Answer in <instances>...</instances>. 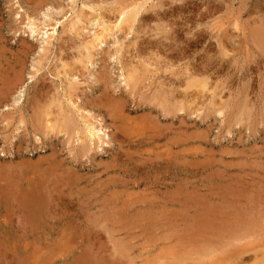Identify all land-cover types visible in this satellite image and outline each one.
<instances>
[{"label": "rangeland", "instance_id": "1", "mask_svg": "<svg viewBox=\"0 0 264 264\" xmlns=\"http://www.w3.org/2000/svg\"><path fill=\"white\" fill-rule=\"evenodd\" d=\"M0 264H264V0H0Z\"/></svg>", "mask_w": 264, "mask_h": 264}, {"label": "bare ground", "instance_id": "2", "mask_svg": "<svg viewBox=\"0 0 264 264\" xmlns=\"http://www.w3.org/2000/svg\"><path fill=\"white\" fill-rule=\"evenodd\" d=\"M73 1V0H72ZM133 7V6H132ZM135 7V6H134ZM127 8V7H126ZM126 8H123L120 13L119 16L116 20V22L112 25H107L102 23L103 25H99L98 30L96 31V33L94 34L93 38L91 41H89L88 43H86L85 47V51H86V58L89 59L91 56V50L96 49L98 46H101L108 37H111L113 35H115L118 31L121 30H126L124 32H126L127 34L129 33L130 29H131V25H133V21H135V16L138 14V9L137 8H131L129 9L128 12H126ZM118 15V14H117ZM78 20V18H77ZM79 21V20H78ZM73 23V22H72ZM80 23V22H79ZM99 23V22H98ZM58 24V23H57ZM75 25V24H74ZM51 27L50 25H46L43 24V28H39L38 25H36L35 23L31 22L30 19L28 20L27 24H26V28L29 30L28 32H30V34L34 37V36H42L43 37V43L46 46H49L51 44V41L55 38L56 34H57V26L56 25H52L51 29L47 28ZM73 27V26H72ZM234 28L235 29H239V25L237 22L234 23ZM132 30V29H131ZM261 31V30H260ZM259 30H255L254 32H256V35L258 36L257 39L259 41V39H263V36H261L262 38H260L259 34L261 35V32ZM242 32V31H241ZM253 32V33H254ZM263 41V40H260ZM260 45V44H259ZM83 49V48H82ZM223 51L225 50L223 47L221 48ZM226 53V50H225ZM84 56V55H83ZM158 59V58H157ZM80 62H82V60H80ZM160 62H158L157 60H150V59H144L142 60V63L140 65V67L142 68L143 71L145 72H149L151 74H154V72L157 71V66L160 67L158 64ZM84 64V63H83ZM129 72V71H128ZM158 73V72H157ZM141 70H139L136 66H132V68L130 69L129 74L127 73V76L124 77V81H125V85L128 86L130 89H134L135 85L137 84V82L139 81V79L142 77L141 76ZM191 79H190V84H194L196 83V86L198 88V93L202 91H207V85L206 83L203 82H199V80L197 81L196 76L191 74ZM122 77V76H121ZM202 81V80H201ZM73 82H74V78H73ZM73 82H69L68 84V88L70 91H74L76 90V86ZM76 82V81H75ZM205 82V81H204ZM188 83V82H187ZM195 85V84H194ZM210 88V87H209ZM185 90V89H184ZM222 92V91H221ZM18 95L15 96L13 103L15 105H17L20 101H21V97H22V91L19 90L17 92ZM74 94V93H73ZM73 96V95H70ZM76 97L74 99H71V97L68 98V102L69 104L73 107V109H75V111L77 113H81L82 112H86L85 110H82L78 107V105L76 104L75 100ZM177 100V103L180 104L179 105V111L184 112L185 111V107H186V99H185V92H181V95L179 98L175 99ZM167 102V101H166ZM169 102V101H168ZM175 102V101H174ZM176 103V104H177ZM222 103V102H221ZM162 104V103H161ZM168 104V103H167ZM166 104V105H167ZM177 104V106H178ZM223 106V105H221ZM166 109V108H165ZM165 109L163 110L165 112ZM172 108H170L171 110ZM168 110V108H167ZM177 111V110H176ZM168 112V111H167ZM88 114V112H86ZM166 114V112H165ZM172 114V113H171ZM79 115V114H78ZM83 115V114H82ZM85 115V114H84ZM91 115V114H90ZM48 116V115H47ZM80 118L83 119L84 123V129L82 131L83 137L81 138H77L76 142L79 141L80 142V153L84 154L86 152L89 151V147L90 145H96L97 143L100 145H102L103 143V139L106 137L105 135V131L104 129L100 126L97 127V120L95 117H84L80 115ZM46 119V118H45ZM70 123V122H69ZM46 127L47 129L51 130V126L49 125V122H46ZM79 132L76 133V135H78ZM81 135V134H80ZM153 137V136H152ZM151 138V135H150ZM106 139V138H105ZM104 139V140H105ZM132 139V138H130ZM156 139V138H155ZM133 140V139H132ZM146 140V139H145ZM154 140V139H153ZM131 140L128 139V142H130ZM147 141V140H146ZM149 141V139H148ZM133 142V141H131ZM145 142V141H144ZM136 143V141H135ZM133 142V145L135 144ZM139 143V142H138ZM149 143V142H148ZM128 145V144H127ZM132 145V144H131ZM99 147V146H98Z\"/></svg>", "mask_w": 264, "mask_h": 264}]
</instances>
